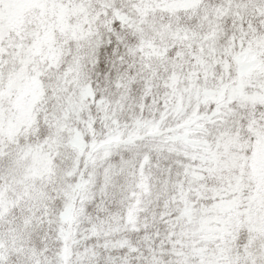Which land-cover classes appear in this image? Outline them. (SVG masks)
I'll use <instances>...</instances> for the list:
<instances>
[{
    "label": "snow or ice",
    "instance_id": "obj_1",
    "mask_svg": "<svg viewBox=\"0 0 264 264\" xmlns=\"http://www.w3.org/2000/svg\"><path fill=\"white\" fill-rule=\"evenodd\" d=\"M0 264H264V0H0Z\"/></svg>",
    "mask_w": 264,
    "mask_h": 264
}]
</instances>
